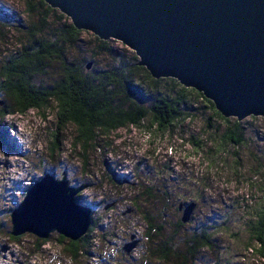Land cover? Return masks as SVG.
<instances>
[{
	"label": "rangeland",
	"instance_id": "374dc122",
	"mask_svg": "<svg viewBox=\"0 0 264 264\" xmlns=\"http://www.w3.org/2000/svg\"><path fill=\"white\" fill-rule=\"evenodd\" d=\"M0 9L7 27L20 26L19 18L27 22L23 0H0ZM4 31L12 38L0 41V65L18 50L20 37ZM83 41L78 51L89 57L92 38L85 34ZM116 47L122 54L123 44ZM110 63L108 57L99 59L101 68ZM60 78L52 65L36 83L46 87ZM138 81L148 97L155 91L171 99L182 93L170 80L155 84L142 75ZM185 95L182 118L169 131L149 119L140 128L101 136L86 162L74 146L73 125L57 132L59 149L51 153L59 122L54 102L0 121V264H264L252 252L249 234L264 211V118L240 122L246 139L237 147L223 141L226 126L206 102L194 92ZM143 104L151 107L152 100L145 98ZM63 173L71 186L90 184L77 202L95 210L90 250L78 260L66 253L59 234L47 243L31 234L20 241L11 236V213L29 189L46 174L61 179ZM192 202L197 204L192 220L182 224L186 207L179 211V206ZM203 228L213 244L192 258L187 241ZM134 234L140 244L127 257L122 248ZM165 243L171 246L167 260L161 258Z\"/></svg>",
	"mask_w": 264,
	"mask_h": 264
},
{
	"label": "water",
	"instance_id": "95a60500",
	"mask_svg": "<svg viewBox=\"0 0 264 264\" xmlns=\"http://www.w3.org/2000/svg\"><path fill=\"white\" fill-rule=\"evenodd\" d=\"M44 1L76 29L126 46L154 79L203 94L224 118H264V0ZM89 188L71 186L66 173L44 175L12 211L11 236L80 241L94 223L95 210L77 202ZM196 208L179 206L182 224ZM139 244L134 234L122 252L131 257Z\"/></svg>",
	"mask_w": 264,
	"mask_h": 264
},
{
	"label": "trees",
	"instance_id": "16d2710c",
	"mask_svg": "<svg viewBox=\"0 0 264 264\" xmlns=\"http://www.w3.org/2000/svg\"><path fill=\"white\" fill-rule=\"evenodd\" d=\"M23 3L26 23L19 18L18 21L23 22L20 26L7 27L3 24L7 17L0 15V41L12 38L8 33L4 34L8 28L20 36L16 44L18 50L5 57L0 65V121L14 114L26 115L30 111L42 110L54 102L59 122L51 153L59 149L57 132L61 134L68 125H73L77 133L74 146L80 148L86 162L87 153L101 136L129 127L140 128L149 119L162 132L169 131L175 121L182 118L180 107L186 98L185 92L191 91L201 97L210 112L225 124L223 141L237 147L244 144L246 138L241 123L224 118L203 94L183 87L172 78L154 79L146 68L138 65L139 59L133 51L129 56L127 47L123 45L124 50L120 54L116 50L117 41H103L90 32L76 29L68 17L51 8L44 0H23ZM1 12H4L3 9H0ZM85 34L92 38L89 57H81L78 51ZM103 57L111 60L105 68L99 67V59ZM91 60L95 62L94 66ZM52 65L58 66L61 78L46 87L37 84L41 77L49 74ZM142 75L155 84L164 80L176 82L182 93L171 99L155 91L148 97L138 81ZM145 98L152 100L151 107L143 104ZM93 231L92 226L78 242L60 237V244H66V253L78 260L90 250L89 237ZM249 234L252 252L264 261V211L250 225ZM13 240L20 241V237H13ZM211 244L209 230L203 228L187 241L188 253L194 258L201 250L210 248ZM165 246L161 255L163 260L168 259L171 251V246L167 243Z\"/></svg>",
	"mask_w": 264,
	"mask_h": 264
},
{
	"label": "bare ground",
	"instance_id": "6f19581e",
	"mask_svg": "<svg viewBox=\"0 0 264 264\" xmlns=\"http://www.w3.org/2000/svg\"><path fill=\"white\" fill-rule=\"evenodd\" d=\"M187 205V204H186ZM192 220V219H191ZM94 225V224H93Z\"/></svg>",
	"mask_w": 264,
	"mask_h": 264
}]
</instances>
